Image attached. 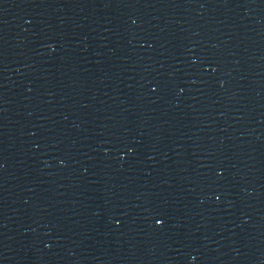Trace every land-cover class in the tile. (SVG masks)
I'll return each instance as SVG.
<instances>
[{
    "label": "water",
    "instance_id": "water-1",
    "mask_svg": "<svg viewBox=\"0 0 264 264\" xmlns=\"http://www.w3.org/2000/svg\"><path fill=\"white\" fill-rule=\"evenodd\" d=\"M0 264H264V0H0Z\"/></svg>",
    "mask_w": 264,
    "mask_h": 264
}]
</instances>
